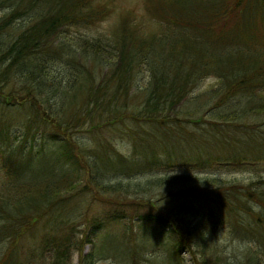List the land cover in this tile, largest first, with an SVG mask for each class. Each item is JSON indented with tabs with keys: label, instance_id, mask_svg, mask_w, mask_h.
Segmentation results:
<instances>
[{
	"label": "trees",
	"instance_id": "trees-1",
	"mask_svg": "<svg viewBox=\"0 0 264 264\" xmlns=\"http://www.w3.org/2000/svg\"><path fill=\"white\" fill-rule=\"evenodd\" d=\"M115 7V0H0V264H23L25 233L84 191L126 209L135 231L116 214L106 215L81 239L62 236L51 263L41 253L25 264H70V252L78 264H91L82 249L99 233L105 254L133 264L163 256L177 264L183 250L199 254L195 264H229L210 248L208 236L220 226L247 246L234 263L260 264L264 177L226 182L192 172L264 167V138L257 147L239 143L213 118L229 117L232 130L245 127L248 137L260 139L264 0H144L145 12L123 8L105 34L69 30ZM210 77L212 86L196 93ZM115 124L136 126L126 129V153L112 140L122 132H102ZM79 133L89 134L90 144L80 142ZM216 142L225 147L218 154ZM158 170L180 173L108 181L109 175ZM108 234L115 236L111 252ZM145 239L169 252L146 259Z\"/></svg>",
	"mask_w": 264,
	"mask_h": 264
},
{
	"label": "rangeland",
	"instance_id": "rangeland-1",
	"mask_svg": "<svg viewBox=\"0 0 264 264\" xmlns=\"http://www.w3.org/2000/svg\"><path fill=\"white\" fill-rule=\"evenodd\" d=\"M115 2L116 7L106 17L94 23L88 24L87 26L79 25V27L76 28L72 26L69 28V30L73 31L77 29L78 32H81L86 36H97L107 33V31L110 30L112 26L117 23L119 16L123 11V8L132 9L142 13L145 12L144 0H115ZM141 78L142 79L137 78L138 85H141V82L142 84L144 83L145 77ZM212 83H214V79L212 77L204 79L203 82H201V84L195 89L196 93L202 92L210 88L212 86L210 84ZM190 96L191 94H188L182 100H185ZM203 118L211 119V114H206ZM213 118L216 122V127L219 130L223 131L226 136H230L231 139L239 140V143H244L245 145L251 147H257L260 143H262L261 139L264 138V123L262 125L257 126L255 130L256 133H259L258 136L260 137V139L253 141V138H251V136L248 137L243 132L245 127H241L242 131L232 130V128H230L226 122L230 121L229 117L225 118L226 121L223 118H219L215 115H213ZM199 125L206 126L204 122L199 123ZM187 128L189 130H197L196 127L193 126H187ZM126 129L130 131L132 129L135 131L136 126L134 124H125L123 127L122 125L119 126L115 124L113 127H107L102 130L103 134L107 135L108 137H110L111 132L116 135L118 134V131L122 132L120 133V135H122L121 138L116 136L112 139L114 146L117 147V149H119L122 153H126L130 148L129 141L126 135ZM89 137L90 135L87 133H79L78 140L80 142L82 141V143L90 144ZM224 139L228 140V137ZM241 147L244 148L243 145H241ZM214 148L216 153L218 154L225 147L216 142ZM173 173L174 172L172 170H158L139 173L130 177H126L121 174H114L109 175L108 181H121L122 183H133L141 182L145 179L157 176L171 175ZM175 173L180 172L176 171ZM192 174H196L199 177L218 178L220 181L246 183L251 179H256L260 176L264 177V167L255 170L254 168L233 169L228 165L216 166L213 168H203L195 170L192 172ZM103 203V201L95 199L93 196L91 197L90 191H84L77 193L74 196L72 195L62 205H57L54 209L59 212L58 214H55L53 217L44 216L43 218L39 219L36 228L31 233H25L22 238L20 237L21 239L19 241V247L21 254L23 255V261L21 259L23 264H25L26 261H28L29 259H34V261L37 262L41 253L45 256L47 262L51 263V261L55 260L56 258L54 257L53 253L55 247L58 244H62V236L66 234H72L73 236H76L75 238L81 239L83 232H85L96 220H100L101 217H104L106 215L112 216L113 214H116L121 218L122 221H126L135 231V227L130 221L131 216H129V212H127L126 209H122L121 207H111L103 205ZM133 221L137 222V219L133 218ZM223 229L224 228L220 226V229H216V233L213 232L208 236V238L212 241L210 244V248L214 247L218 251V253H221L223 256H226L227 259H225V262H229V264H236L234 263L235 255L239 253L242 249H245L247 246L245 245L244 241L232 237L229 238V235ZM118 230L120 231L121 227L118 226L113 229L114 232H118ZM104 240L107 241V244H109V252H111L110 247L114 245L115 236L112 234H108ZM144 242L145 244L143 245ZM151 242V239H145L141 243V246L143 245L144 247V256L146 259L152 258L154 256L156 257L157 255H164L169 252L165 250L163 246H161L160 250H158L157 248H155V246H151ZM167 246L170 247V245ZM103 247H105L103 243V236L99 233L93 238L91 244H86L83 246L82 254H91V264H133L132 259H127L126 261H123L115 257L114 255L105 254ZM60 250L61 246L57 248L55 252L59 254ZM209 251H211V249ZM69 255L70 258L68 261L70 262V264H78L77 253L70 252ZM198 259V253H189L188 250H183L179 258L175 259V263L177 262V264H195ZM62 260L64 261L63 258ZM168 260L170 262H174L172 259L163 256L157 257L156 259L150 261V264H169ZM260 260V264H264V258H261ZM219 263L223 262L215 261V263L213 264ZM83 264H88L87 259L83 260ZM139 264H141L140 261Z\"/></svg>",
	"mask_w": 264,
	"mask_h": 264
},
{
	"label": "clouds",
	"instance_id": "clouds-1",
	"mask_svg": "<svg viewBox=\"0 0 264 264\" xmlns=\"http://www.w3.org/2000/svg\"><path fill=\"white\" fill-rule=\"evenodd\" d=\"M173 174H177V173L174 172Z\"/></svg>",
	"mask_w": 264,
	"mask_h": 264
},
{
	"label": "bare ground",
	"instance_id": "bare-ground-1",
	"mask_svg": "<svg viewBox=\"0 0 264 264\" xmlns=\"http://www.w3.org/2000/svg\"><path fill=\"white\" fill-rule=\"evenodd\" d=\"M69 92V91H68Z\"/></svg>",
	"mask_w": 264,
	"mask_h": 264
}]
</instances>
